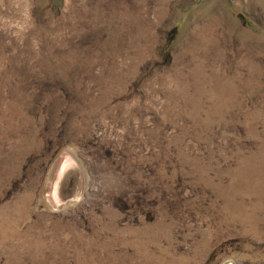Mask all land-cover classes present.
<instances>
[{
  "label": "rangeland",
  "instance_id": "rangeland-1",
  "mask_svg": "<svg viewBox=\"0 0 264 264\" xmlns=\"http://www.w3.org/2000/svg\"><path fill=\"white\" fill-rule=\"evenodd\" d=\"M0 264H264V0H0Z\"/></svg>",
  "mask_w": 264,
  "mask_h": 264
}]
</instances>
